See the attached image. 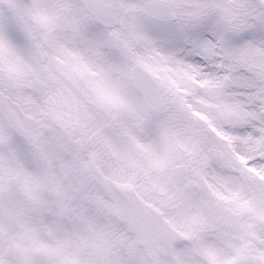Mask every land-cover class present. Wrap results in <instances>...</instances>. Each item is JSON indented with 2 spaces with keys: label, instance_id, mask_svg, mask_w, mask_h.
Returning <instances> with one entry per match:
<instances>
[{
  "label": "snow or ice",
  "instance_id": "snow-or-ice-1",
  "mask_svg": "<svg viewBox=\"0 0 264 264\" xmlns=\"http://www.w3.org/2000/svg\"><path fill=\"white\" fill-rule=\"evenodd\" d=\"M8 3V11H0V27L14 38L23 40L18 27L21 17H29L34 28L64 24L67 11L63 5L48 10L26 0H0ZM81 7L89 15L112 19L121 11L146 14L156 38L170 49L162 57L177 75L186 80L199 95L209 101L224 127L237 135L234 141L243 146L246 163L232 157L224 170L247 189L232 193L227 199L246 210L255 221L258 232L250 245L237 250L232 258L218 262L209 252L211 264H264V204L250 199L255 192L264 194V0H139L125 4L111 0L101 11L92 0H82ZM249 167L253 170L250 171ZM61 203L51 198L34 206L22 185L0 183V236L17 232L25 217L47 209L54 214ZM18 264H43L34 255H21ZM65 264H75L66 260Z\"/></svg>",
  "mask_w": 264,
  "mask_h": 264
},
{
  "label": "rangeland",
  "instance_id": "rangeland-1",
  "mask_svg": "<svg viewBox=\"0 0 264 264\" xmlns=\"http://www.w3.org/2000/svg\"><path fill=\"white\" fill-rule=\"evenodd\" d=\"M52 4V10H55L56 6L59 5L61 0H49ZM67 2L71 4H76V0H68ZM128 2V3H127ZM139 0H133L132 2H129L125 0V4L131 5L138 3ZM5 4V3H4ZM3 4V6H4ZM65 8V7H64ZM66 9V8H65ZM67 11V9H66ZM69 13L67 12V17ZM85 23H89V18L85 17L83 20ZM132 29L135 31V43L139 47L138 58L150 62L153 65L159 67L162 65V71L164 73L169 74L171 71H173V67L171 64L164 63L162 60V57L165 54L170 53V49H168L166 46L160 42L154 33L152 32L148 18L145 14H140L135 18ZM13 36V35H12ZM9 32H7L5 29L0 27V67L3 68L7 64H17L19 67H22L25 69V71L31 70V63L35 62V55L37 57V60H40L39 53L35 47V51H33V48L30 45H26L25 47H20L19 50L17 48V45L13 49V38ZM24 44V43H23ZM6 53L5 55H3ZM35 53V55H34ZM9 57V59H7ZM10 59H14V61H11ZM54 57H49V61H47V64H45L44 71L46 73H49L47 69H50L51 62L53 61L55 63ZM4 64V65H3ZM9 66V65H7ZM36 66V64H35ZM50 66V67H49ZM1 70V69H0ZM66 70H69L67 67ZM2 74L7 78V76H11V74H6L5 71H1ZM34 74V73H33ZM16 74L15 76H17ZM176 70L174 69V72L171 73V85H169V80H165L164 86H166V82H168L167 88L172 89L173 92H176L177 89H184V94H189L187 99H181L179 100L178 96H172L168 100V105L165 111H168V113L162 115V117L157 120L153 116V114H149L142 106H138L137 101L133 98V95H131L132 98H129L130 102H135L136 104L133 105V103L129 104L127 108H124L122 110L124 116H128L132 120H135L142 128H144L145 131H150L152 128L156 130L157 133H161L160 138L163 139V144L165 145V148L163 149L164 152H167L166 149L169 151L170 154L168 155V159L164 160H158L156 163L153 161L152 165H147L146 163H142L139 167L144 170V168H150L151 170H166L169 166V164L172 162L177 161L179 157L177 158L176 155H180L182 159H186L189 163V169L192 172V175L195 179L201 180L203 177L208 179L212 184H210L209 181H206L207 185L205 186L202 196L199 200V204L195 207L193 211L187 210V216L184 215V220L188 222L189 227L193 229H198L197 224H195L193 219L194 216L199 218V229L207 230L211 233V236H215L218 232V237H220V241L218 242V245L220 244L218 248V255L220 257V254L223 251V256H228L231 254L230 249L226 248L228 247L227 242L225 241V238L229 239V223L234 222L237 223V226L239 228V231L247 233L245 236V239L238 240L240 245H243V242L245 244L252 243V241L259 236L258 232L249 231L250 229L255 228V221L250 217V214L241 208H238L237 206L233 207V204L230 203V199H227L232 193L244 189L242 186H238L237 181L235 178L229 173L226 172L224 169L229 166V161L233 157L229 152V141L223 140L221 137H228L231 138L234 142L237 140V135L231 131V129L224 127V125L221 123L220 119L218 118L217 114L213 111L209 110V114L212 117L213 122V129L210 130L208 126V120L210 118L199 117V112H206V109L203 105V103L206 106L210 105V101L206 99V97L202 94H197L194 89L191 88V86L186 83L187 88H185L182 83H180L178 77H177ZM49 82L52 83L53 86L61 85L62 81H60L57 77H51V75H47ZM28 76L23 78L25 80H20V82L13 85V87L19 86V88H14L13 92L15 96L19 97L21 94H17V91H20L24 89V91H27L29 93V89L26 86V82H28ZM11 80L13 78H10ZM27 79V80H26ZM184 80V79H180ZM109 80H105L104 87L106 85H111ZM186 82V80H184ZM56 84V85H54ZM0 85L3 86H9L11 87V83L8 81V79H2L0 77ZM121 88L119 90H115L116 93H126L127 91H131L129 89V86L127 87L126 82H123L121 84ZM89 95L91 96H97L98 92H94V85L91 83L87 84ZM180 87V88H179ZM182 87V88H181ZM107 96L109 97L110 93H112L113 90L106 89ZM28 94L22 95V98L27 96ZM62 96V95H61ZM28 97V96H27ZM79 100L85 104L86 97L78 96ZM125 98L126 96L123 95ZM55 94H50L48 98L44 100L45 103H49L50 101H54ZM196 104V105H195ZM189 107H193L194 109H188ZM58 111V110H56ZM83 116H90L94 114V111L91 110H80L79 111ZM165 113V112H164ZM99 124L101 126H108L109 129L111 126V121L108 118H102L99 117L98 120ZM175 123H178L180 125H177L174 128H171ZM172 124V126H171ZM171 128V129H170ZM221 130L222 132L214 131V129ZM171 130L172 132H176V135L174 133H170L168 130ZM130 130V128L128 129ZM127 133V132H125ZM140 133H135L134 135L130 136L128 138V143H130L133 148H131V145L127 143V141H121L119 148H122V153H126V150L128 151V156L130 154H133L134 146L138 148L135 145L136 141V135H139ZM148 134V133H147ZM179 134V135H178ZM131 135L127 134V136ZM191 137V140H187V137ZM144 135L142 136V138ZM177 138H182L187 142L181 143ZM145 139H148L151 143H153L156 139L155 134L154 136L147 137ZM178 140L179 142H177ZM143 141L142 149H146L147 151H150L151 145L149 142L145 143L144 139H141ZM21 149H23L25 146L22 145L19 141H16ZM174 143V144H173ZM173 144V146H172ZM189 144V145H188ZM237 151L240 153H244L245 149L243 146L237 145L236 143L233 144ZM12 146L16 147L15 144L12 143ZM169 146V147H168ZM183 146H186L183 147ZM216 147L221 152L224 153V163L223 161H220V165L228 164L227 166H220L215 161L208 159V161H202V163H196L195 160L200 157H209L206 153L208 148L210 147ZM196 148L197 156L196 158L192 159L188 154L190 153L189 149ZM26 149V148H25ZM137 153H141V149H138L136 151ZM125 155V154H124ZM123 155V156H124ZM142 154H138L136 158H139ZM244 155V154H243ZM27 160L31 161L32 164L38 165V167H42L41 160L39 158L30 157L29 155H26ZM238 158V157H236ZM248 159H251V157L245 155V163ZM168 162L166 168L164 169L166 163ZM219 162V161H218ZM216 163V166H215ZM18 167L20 169H23L24 172H26L29 175L34 174L37 176L36 170H34V166L28 164L25 160L22 162L21 160H18L17 163ZM124 163L119 164V166H114L115 170H110L113 172L115 176H122L127 177L129 179H132L135 184H137L141 190L146 192L149 187H147V181L152 182L151 175L147 173L141 172V170L131 171V170H122L124 168ZM210 170H223L220 172L219 176H213L210 174H207L210 172ZM249 170L252 171L253 169L249 167ZM42 172H45V170H40ZM77 170H71V175H74ZM255 174L257 176H264V172H262L260 169H255ZM64 170H59L58 172L56 170H53L51 173V179L53 177H57L58 183L62 184L59 177L65 176L63 174ZM84 178H74L67 184L63 189L65 192L70 195L74 199H80L76 195L78 194L81 198H85L87 195V190H89L92 193L100 194V189L91 183L90 177L88 175H84ZM203 181V180H202ZM88 182V183H87ZM51 182H47L45 184H49ZM87 183V184H86ZM144 184L146 186H144ZM151 186V185H149ZM168 188H165L163 190L155 191L154 193H160V196L162 198H159V200L164 201V194ZM176 190L173 188L172 190V197L175 196ZM218 193L222 194V199L218 196ZM151 197L153 195V192L149 194ZM155 197V196H153ZM250 199H254L253 196L249 197ZM41 201V200H40ZM178 201V199H177ZM257 203L258 200L255 199ZM264 204V194H261V203ZM180 208V207H179ZM184 209V207H182ZM193 215H192V214ZM201 219L203 220V223H201ZM64 220V219H62ZM62 220H56L52 217L46 216L42 218L39 222H37L35 225L38 228V232L42 234L43 239L46 237H50L56 245L64 244V247L62 248V251H53V250H47L43 246H38L40 250L42 251L43 258L45 261H50L53 259H56L57 261L55 264H65L66 260L73 261L75 264H99L98 262V256L99 253L97 250L94 249L92 246H88L84 254L79 253L78 251V244H79V236L84 235L88 240L92 237L91 230H83L80 228L73 229L71 231H66L61 227ZM101 220L110 221V217L107 211H104L101 217ZM116 224L113 221H110L107 224L108 228L111 229H118ZM63 235L66 240H64L61 236ZM256 234V235H255ZM217 237V238H218ZM217 240V239H216ZM213 240L211 239L209 243H211ZM215 241V240H214ZM224 241V242H222ZM50 242V241H49ZM236 242V241H234ZM48 264V263H47Z\"/></svg>",
  "mask_w": 264,
  "mask_h": 264
},
{
  "label": "flooded vegetation",
  "instance_id": "flooded-vegetation-1",
  "mask_svg": "<svg viewBox=\"0 0 264 264\" xmlns=\"http://www.w3.org/2000/svg\"><path fill=\"white\" fill-rule=\"evenodd\" d=\"M67 1L64 0L65 3L71 4ZM26 2L28 5L38 3L45 9L50 6V3L45 0H26ZM7 10H9V4ZM70 12L74 15L73 22L59 24L51 28L44 26L42 23L39 28H34L29 17H21L19 19L18 27L23 37H30L29 39L36 47L38 53L42 54L46 50L48 56H55L57 59L61 58L69 70L54 71L58 78L63 79V85H57L52 88L57 100L55 103H51L53 104V109L50 107L45 108L43 96L33 91L31 93L33 98H28L27 96L22 98V95L27 94L24 89L17 91V94L21 95L14 98L19 101L25 112L36 117L34 135H37V138L40 136L42 141L48 143L53 150L55 166L53 168L49 166L45 168L34 167V170H95L96 168L107 170V134L104 130L106 127L104 126L103 129V126L97 120L101 116L102 118H107L108 110L114 112L113 118L117 120L124 108H127L131 103L133 105L136 104L134 101H129V98H132L131 95H133L132 99L137 101L136 105H138L139 101V93L133 87H129L131 91L126 93L114 92L122 87L121 84L123 82H126L127 87L130 86L131 64L115 47L112 35L117 34L128 43L134 61H137L136 54L138 51L133 45V39H131L132 27L130 28L128 24L123 28L117 26L105 27L96 22L87 12L86 16L89 17L90 22L84 24L80 23L81 10L79 6L72 7ZM85 65L89 66L90 69H83ZM44 74V64L42 62L36 66L33 76L44 78ZM0 77L8 79L12 85L11 87H2L0 85V90L13 97L15 95L13 89L19 88V86L13 87V85L20 82L19 78H13V76H7L6 78L1 71ZM10 78L13 79L11 80ZM105 80H109L108 82L111 85L104 87ZM88 83L89 85L91 83L94 85V92H98L100 96L95 97L94 101L85 99V104H83L78 96L89 93ZM106 89L113 90L109 97H104L107 96V93H105ZM58 95H62L61 98L57 99ZM123 95L126 97L124 98ZM82 109L94 111V114L92 117L83 116L79 112ZM46 110H50L51 113H45L44 111ZM5 124L6 122L0 113V183L12 174L21 178L26 182V185L22 182L20 183L21 179L20 181L18 179L20 185L23 186L30 202L38 207L37 196L31 192V189L37 186L35 177L26 174L23 169L20 170L19 174L13 171L19 170L18 168L9 167L15 157L12 155L8 138L14 133L7 129V124ZM22 141V145L25 146L22 150L23 155L27 154L25 148L28 146L31 148V152H37V155H40L45 148L40 142L34 144L32 141L28 142L25 139H22ZM37 141H39V138ZM81 141H85L84 146L89 148L87 151L82 150ZM22 173L24 174L22 175ZM169 178L171 179V176ZM239 191L245 194V190ZM169 202H171L170 199ZM38 217L39 211L36 214L25 217L23 223L32 222ZM13 234L15 233H9L8 235L0 236V238L3 237L5 242L8 243L11 242L9 239H11ZM119 234L123 233L112 232L111 236H115L114 240L105 247L104 260L108 264L122 263V252L118 253V250L120 243L123 244V241ZM19 242L22 243L23 240L21 239ZM23 244L25 243L23 242Z\"/></svg>",
  "mask_w": 264,
  "mask_h": 264
},
{
  "label": "water",
  "instance_id": "water-1",
  "mask_svg": "<svg viewBox=\"0 0 264 264\" xmlns=\"http://www.w3.org/2000/svg\"><path fill=\"white\" fill-rule=\"evenodd\" d=\"M111 2V0H92L101 11ZM95 16V15H94ZM119 16L112 19H104L101 16H95L100 22L109 24L119 21ZM116 44L120 47L125 55L128 51L124 47L121 40H116ZM133 80L140 91L145 95L147 103L151 109L157 111L160 106L157 105V97L160 93L155 86L154 79L140 66H135L132 70ZM32 87L37 91H43L46 87L40 80H34ZM160 104V103H159ZM0 111L4 114L6 120L23 136L26 133L22 128L30 127L29 122L32 124L30 117H25L24 113L19 108L18 104L13 103L8 96L0 92ZM28 120V123H26ZM28 126V127H27ZM25 129V128H24ZM29 130V129H28ZM184 172L183 167H178L175 170V174L178 176ZM102 185L107 193L114 200V209L116 216L123 222L127 223L129 227L136 233L138 240L145 244L146 247L153 252L154 246L160 248H166L168 241L172 238L170 235H175L172 228L166 223L153 207L147 205L142 201L135 193L132 187L129 185H119L112 183L106 179H103ZM185 193L190 197L191 187L188 186L185 189ZM11 250V248L9 249ZM14 250V248H13Z\"/></svg>",
  "mask_w": 264,
  "mask_h": 264
}]
</instances>
